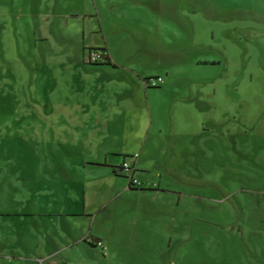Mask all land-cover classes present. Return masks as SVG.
<instances>
[{"label":"rangeland","instance_id":"obj_1","mask_svg":"<svg viewBox=\"0 0 264 264\" xmlns=\"http://www.w3.org/2000/svg\"><path fill=\"white\" fill-rule=\"evenodd\" d=\"M92 46L105 48L125 77L131 70L167 74L170 90L148 92L153 121L142 137L149 133L153 179L161 171L172 193L165 212L149 204L158 225L166 219V233L136 231L127 249L119 245L125 196L116 198L91 230L109 239L111 253L97 250L92 259L78 244V262L264 264V0H0V248L4 234L22 225L11 215L22 209L27 189L33 200L37 189L55 190L62 202L72 191L88 194L78 162L92 151L135 146L134 119L124 137L85 145L71 132L84 124L52 116L69 84L84 81L71 51L85 61ZM131 82L136 100L139 82ZM174 102L187 116L176 153ZM122 154L109 158L121 163ZM142 237L163 249H143ZM0 264L10 261L1 257Z\"/></svg>","mask_w":264,"mask_h":264},{"label":"crops","instance_id":"obj_2","mask_svg":"<svg viewBox=\"0 0 264 264\" xmlns=\"http://www.w3.org/2000/svg\"><path fill=\"white\" fill-rule=\"evenodd\" d=\"M62 52L64 51H58V53ZM71 52L73 58L81 59L83 67L79 69L84 81L69 84L67 97L62 100V110L52 114L53 117L54 114L56 116L54 119L84 124L79 129L73 128L71 132L74 138L86 139L85 145L93 138L124 137L125 133L132 129L131 125L127 127V122L134 119L136 122L134 132L138 139L135 146L128 151L123 152L120 145H117V148L104 149L96 156L92 151L89 157L78 162L75 170L80 172L89 186L88 194L83 191L82 195L76 196L75 191H72L71 195L68 193V200L62 202L58 196H55V190L37 189L35 191L37 199L33 200L30 195L34 193L27 189L25 191L27 199L22 209L12 212L11 215L18 218L19 224L22 225L19 229L15 228L4 234L3 248L5 249L0 248V258L10 261V264H20L22 260L25 264H80L78 258L81 255L76 249L78 244L83 246L81 251L87 257L99 259L100 253L108 256L111 253L109 239L101 234L92 235L91 230L98 215L121 196H125V202L119 205V211H121L119 219L122 221L119 230L122 231L120 234L124 235L119 241L120 248L127 249L132 242L134 244L135 238L131 240L129 235H135L136 231L143 234L166 233L162 229L163 226L165 227L166 219H160L158 225L154 220L156 216L151 213L154 209L151 210L149 204L156 203L157 211L165 212V196L172 193V188L169 187L170 183L164 180L161 171L157 174L158 181L153 179L155 174L146 155L149 150L146 143L149 133L146 132V136L142 137V132L143 129H151V124L150 126L147 124L153 121L148 92L152 88H157V86H146L143 78L163 77L164 81L161 84L163 86H159V91L167 92L171 89L165 82L167 74L139 73L131 70V74L125 77V69L112 60L109 52H107L109 62L101 64H90L88 59L84 61V53L82 54L79 50ZM133 78L139 82L136 85L138 88L136 100L131 82ZM143 97L147 98L146 105L142 104ZM172 106L175 108V115L171 116V122L177 123L178 132L176 136L170 138V135L169 138L171 139L170 148L173 149V153H176L179 147H183L180 130L185 126L187 116L181 117L179 114L184 105L174 102ZM131 112L135 114H130ZM194 112L193 115L197 121L198 109ZM140 124L142 126H139ZM194 136H197V133L194 132ZM135 152L139 153V157L134 165V176L135 173L141 174V177L136 176L141 183L138 188L130 187L127 178L121 175V173L124 174L120 169L123 159L119 163L109 158V156L116 158L122 153L123 156ZM69 180L73 184L77 182L74 178ZM175 192L183 195L182 191L175 189ZM88 237L102 241L103 247L100 248L95 243L93 245L87 243ZM139 241L143 249H160V251L163 249L160 245L157 248L150 237H142Z\"/></svg>","mask_w":264,"mask_h":264},{"label":"built area","instance_id":"obj_3","mask_svg":"<svg viewBox=\"0 0 264 264\" xmlns=\"http://www.w3.org/2000/svg\"><path fill=\"white\" fill-rule=\"evenodd\" d=\"M90 59L92 60H98L99 59V55L92 53L90 54ZM164 79L161 76H157V77H150L147 81V85L151 86V87H156L159 86L163 83ZM139 157V153L135 152L132 153L130 155H126V157L123 159V162L121 164V171H129L131 172V174L127 175V181H128V185L130 187H135L138 188L141 186V183L139 182V180L134 176V165L136 163V160ZM96 246L102 248L103 247V242L100 240H97L95 242Z\"/></svg>","mask_w":264,"mask_h":264},{"label":"trees","instance_id":"obj_4","mask_svg":"<svg viewBox=\"0 0 264 264\" xmlns=\"http://www.w3.org/2000/svg\"><path fill=\"white\" fill-rule=\"evenodd\" d=\"M88 52L87 54V58H88V62L90 64H101V63H108L109 62V58L107 56V50L105 48H100V47H95V46H92V47H89V48H85ZM92 53H95V54H98L99 55V59L98 60H92L90 59V54ZM150 77H145L143 78V82L147 85V81ZM148 87H151V86H148ZM126 157V155H123V159ZM121 169V167H120ZM87 243L93 245V243L96 242V240H94L93 238L91 237H88L86 239Z\"/></svg>","mask_w":264,"mask_h":264},{"label":"water","instance_id":"obj_5","mask_svg":"<svg viewBox=\"0 0 264 264\" xmlns=\"http://www.w3.org/2000/svg\"><path fill=\"white\" fill-rule=\"evenodd\" d=\"M126 177V176H125ZM127 178V177H126Z\"/></svg>","mask_w":264,"mask_h":264}]
</instances>
